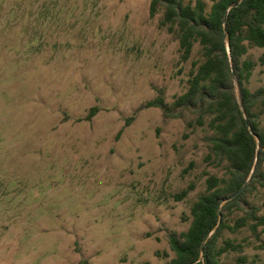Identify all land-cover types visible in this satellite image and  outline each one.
<instances>
[{
  "label": "rangeland",
  "instance_id": "rangeland-1",
  "mask_svg": "<svg viewBox=\"0 0 264 264\" xmlns=\"http://www.w3.org/2000/svg\"><path fill=\"white\" fill-rule=\"evenodd\" d=\"M150 7L0 0V264H167L169 237L189 229L206 173L227 175L230 163L210 156L212 115L175 106L202 46L183 61L164 8L151 17ZM263 57L258 46L243 57L256 63L253 92L264 88ZM159 95L168 109L148 107ZM258 112L264 131V104ZM252 184L228 212L231 226L253 209L264 217V184ZM249 223L222 232L219 245L244 246L224 264H264V226Z\"/></svg>",
  "mask_w": 264,
  "mask_h": 264
},
{
  "label": "trees",
  "instance_id": "trees-1",
  "mask_svg": "<svg viewBox=\"0 0 264 264\" xmlns=\"http://www.w3.org/2000/svg\"><path fill=\"white\" fill-rule=\"evenodd\" d=\"M150 1L151 17L158 14L161 7L164 8L162 25L177 35L183 61L192 57L196 43L202 46L203 60L194 63L189 89L178 98L175 106L193 105L212 115L209 127L216 135L210 139V156L230 163L225 177L206 173L209 175L207 190L191 208L189 229L180 234L172 233L169 237L174 256L167 264H224V254L244 248L231 239L219 245L224 230L236 232L248 226L250 221H253L250 227L255 233L260 226H264V217L258 216L256 209L238 218L233 226L225 220L229 211L239 207L250 188L228 199L241 190L251 174L253 184H264L261 169L264 131L258 112L264 104V88L253 92L248 87L256 63L243 59L249 46L264 48V0H244L241 5L232 8L231 5L240 0H212L209 11L203 0H196L195 4H185V0ZM147 105L168 109L162 95ZM96 113L97 109H92L88 118ZM204 117L202 113L199 119ZM132 119L127 120L126 126ZM194 189L195 185L191 184L174 197L177 201L184 200ZM242 262L245 261L239 259L238 264ZM81 264L91 263L83 260Z\"/></svg>",
  "mask_w": 264,
  "mask_h": 264
},
{
  "label": "water",
  "instance_id": "water-1",
  "mask_svg": "<svg viewBox=\"0 0 264 264\" xmlns=\"http://www.w3.org/2000/svg\"><path fill=\"white\" fill-rule=\"evenodd\" d=\"M243 2H244V0H240L239 2H237V3L233 4V5H231L230 8H232L233 6H239V5H241ZM227 15H228V13H227ZM227 15H226V17H225V21H226V19H227ZM227 42H228V39H227ZM251 176H252V174H251ZM251 176L249 177V179L247 180V182L244 184V186L241 188V190H240L239 192L235 193L233 196H231L228 200H231V199L235 198L236 196H238L239 194H241L242 192H244V190L246 189V187H247L248 184H249V180H250ZM228 200H226L225 202H227ZM219 213H220V219H221V218H222L221 211H219ZM210 236H211V235H210ZM205 242H206V241H205ZM205 242L203 243V246H204Z\"/></svg>",
  "mask_w": 264,
  "mask_h": 264
}]
</instances>
